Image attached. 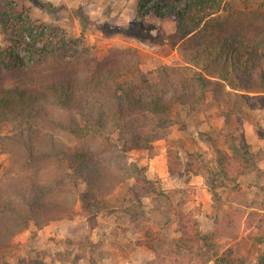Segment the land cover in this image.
I'll return each instance as SVG.
<instances>
[{
  "label": "trees",
  "instance_id": "16d2710c",
  "mask_svg": "<svg viewBox=\"0 0 264 264\" xmlns=\"http://www.w3.org/2000/svg\"><path fill=\"white\" fill-rule=\"evenodd\" d=\"M31 1L58 9L51 1ZM149 1H139L128 27L105 23L100 29L141 38L142 18L151 10L176 18L182 63L159 66L155 80L132 48L114 50L97 68L87 58L81 65L83 57L67 54L70 40L63 32L29 16L19 22L29 40L12 39L8 48L0 47V124L12 125L10 133L0 134V149L10 160L7 169L0 166V249L31 222L42 228L68 217L78 201L90 213L124 181L109 162L164 139L177 106L201 112L208 94L218 102L264 95V9L246 5L228 11L227 0ZM16 17L14 8L0 2V32L7 33ZM80 17L84 30L90 20ZM249 149L231 137L228 151L216 149L218 173L227 175L231 165L245 173L247 158H258ZM190 221L178 220L182 241L186 236L204 247L218 232H203L197 221L190 229ZM259 243L264 246V234ZM214 259L234 264L228 256ZM254 264H264V251Z\"/></svg>",
  "mask_w": 264,
  "mask_h": 264
},
{
  "label": "rangeland",
  "instance_id": "374dc122",
  "mask_svg": "<svg viewBox=\"0 0 264 264\" xmlns=\"http://www.w3.org/2000/svg\"><path fill=\"white\" fill-rule=\"evenodd\" d=\"M46 1L58 9L48 11L31 0H0L17 15L9 31L0 32V47L8 48L12 39L29 40L19 23L20 16H29L63 32L70 40L67 54L83 57L81 65L87 58L97 68L114 50L132 48L142 70L155 80L159 66L182 63L178 23L172 16L151 10L142 18L141 38L100 29L105 23L128 27L140 0ZM246 5L264 9V0H227L224 8L236 12ZM80 14L90 20L84 30ZM206 104L201 112L174 108L164 139L109 162L124 181L90 213H84L78 201L66 218L42 228L29 223L0 249V264H218L217 254L234 264H254L264 251L259 243L264 234V95L218 102L208 94ZM11 131V124H0V134ZM231 137L242 150L251 146L258 158H247L245 173L231 165L230 173L220 175L214 166L216 149L228 151ZM117 138L116 133L115 143ZM9 165V154L0 149L2 171ZM78 188L84 190L85 184L78 182ZM180 218L192 220L190 229L197 221L203 232H218L204 247L186 236L182 241Z\"/></svg>",
  "mask_w": 264,
  "mask_h": 264
}]
</instances>
